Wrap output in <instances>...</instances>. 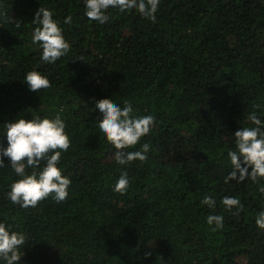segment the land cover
Here are the masks:
<instances>
[{"label": "trees", "instance_id": "16d2710c", "mask_svg": "<svg viewBox=\"0 0 264 264\" xmlns=\"http://www.w3.org/2000/svg\"><path fill=\"white\" fill-rule=\"evenodd\" d=\"M0 264H264V0H0Z\"/></svg>", "mask_w": 264, "mask_h": 264}]
</instances>
